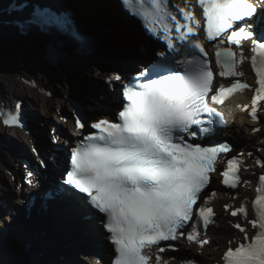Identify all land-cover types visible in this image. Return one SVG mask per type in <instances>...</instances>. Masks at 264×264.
Listing matches in <instances>:
<instances>
[{
	"label": "snow or ice",
	"instance_id": "1",
	"mask_svg": "<svg viewBox=\"0 0 264 264\" xmlns=\"http://www.w3.org/2000/svg\"><path fill=\"white\" fill-rule=\"evenodd\" d=\"M195 4L201 13L194 12L192 0H184L183 6L172 5L170 0H120L122 10L138 18L143 29L162 42V50L149 54L145 49L155 65L139 69L127 84L119 73L109 76L110 82L122 84L117 122H93L90 128L97 131L81 133L82 139L70 147L63 163L57 159L51 165L62 167L61 189L99 220L112 247L110 264H167L159 255L165 251L161 242L186 237L189 243H208L199 228L215 223L209 206L215 193L199 206L197 202L211 182L210 174L217 170L218 158L232 148L219 141L209 140L208 146L191 141L208 136L214 124L226 123L214 105L251 87L239 79L244 73L238 67L245 60H250L258 85L251 99L253 120L259 102L264 101V33L257 35L253 30L256 5L251 0H195ZM26 9H30L27 15L16 21L19 29L35 27L91 46L74 29L67 13L19 0L13 12ZM205 41H217L212 46L214 61L209 59ZM244 41L250 42L251 56L244 53ZM49 59L56 62L54 52ZM215 75L236 79L228 87L217 86ZM20 107L15 105L14 114L0 109L5 125L21 123ZM242 109L248 111L249 105ZM86 127L87 122L78 116L75 130ZM39 167L47 170L50 165L41 159ZM242 167L239 156L227 160L220 173L223 183L238 187ZM33 175L28 172L30 185ZM258 183L252 202L256 218L248 220L243 203L230 212L233 217L242 214L256 232L249 237L244 227L234 224L244 236L224 251L223 264H264V175ZM194 217L198 218L195 223Z\"/></svg>",
	"mask_w": 264,
	"mask_h": 264
},
{
	"label": "bare ground",
	"instance_id": "2",
	"mask_svg": "<svg viewBox=\"0 0 264 264\" xmlns=\"http://www.w3.org/2000/svg\"><path fill=\"white\" fill-rule=\"evenodd\" d=\"M46 2H50L49 0H45ZM55 1V0H53ZM4 0H0V5L4 4ZM51 3V2H50ZM52 4V3H51ZM54 5V4H53ZM112 7H117L116 3L113 0H110L107 4ZM108 7V6H107ZM75 11L78 13L77 7H73ZM106 9V8H105ZM110 9V8H109ZM78 24L80 23L82 25V16L77 18ZM79 24V25H80ZM104 24V22H102ZM119 30L117 31L123 32L125 30ZM9 47H2L0 46V60L1 56L4 55L6 52L10 50ZM82 53L81 51H79ZM85 53V52H84ZM85 58V57H84ZM83 61H85V59ZM95 55H91L87 62L85 67H82L79 61H76L74 64V69L76 72H78L79 75L82 77L87 76V79L83 81L82 83H77L75 85L77 93H83L86 96H94L92 95L95 91L101 92L103 89L104 79L109 80V74H105L104 72L114 71L117 68H114L115 66L121 65L120 57L115 59L116 64L112 65L111 62H108L107 64H102L101 61L95 60ZM146 62V61H145ZM49 62L45 61V64L47 65ZM71 65L73 62H70ZM110 67H108V66ZM144 65L142 64L141 68H143ZM140 68V69H141ZM111 69V70H110ZM113 69V70H112ZM57 67L52 66L51 69L48 68V71H43L40 68L34 69L33 72L35 74H38L37 83L40 85V90H35L32 87H30L21 77L18 76V74H11L8 69L4 68L0 63V92H1V102H8L11 103V101L15 100V98H18L21 102V109L24 110L25 113H27V118L29 120H34L33 122H39V118L42 119V124L40 127H36L34 131H38L39 133L36 136V138L33 137L31 139V136L28 132H26L24 129H4L2 128V123L0 120V136H8V137H15L18 139V141L21 144L27 145L31 149L32 144L34 142H42L46 143L48 145H51L52 143V135L47 134V130L45 131L46 127H48L49 133L52 131V127L50 126V123H56L61 125L60 127L67 131L68 137L61 138L60 144L62 148L67 152L69 147L73 146V143L76 141H79L82 139V135L86 136L87 130H75V120L77 119L76 116L79 114V109H77L76 106H71L68 104L66 100V96L68 95L69 91L67 88V84L55 82L57 81L58 76L56 75ZM117 73V72H115ZM112 74V73H111ZM114 74V72H113ZM124 82V80H123ZM111 84L120 85L118 81H111ZM49 84L54 85L56 87L55 89L53 86H48ZM90 84V85H89ZM126 84V82H124ZM49 88L52 89V91L49 92ZM253 87V85L251 86ZM43 93L42 94V91ZM60 92V95H56L57 92ZM254 96V93L252 92H246L244 94L237 95L232 101H230L229 105L226 107V110L230 113L232 120L236 121V125L234 127L233 135L235 136L236 140L238 141V144L242 147L244 145H249L250 148L257 149L258 147L262 148V153L264 156V135L256 136L254 135V130L259 125H256L253 123L249 116L246 113L242 112L241 107L243 105H249L251 102L252 97ZM110 99H106L108 103V107L101 109H96L91 112L90 116L92 118L87 120L88 126L91 125V123L96 122L97 119H107L113 112L114 105L113 103V97L110 95ZM69 108L70 111H72V117L69 116L67 120L64 121V118L59 116L60 111L63 109ZM109 120V119H108ZM51 121V122H50ZM263 121H264V115H263ZM50 122V123H49ZM90 127V126H89ZM88 127V128H89ZM40 134V135H39ZM43 139V140H42ZM18 142V149L21 148V144ZM263 142V143H261ZM255 147V148H254ZM52 146L49 148V152L52 151ZM20 150H18L19 152ZM44 151V150H43ZM22 153L25 152L24 146L22 145ZM2 154V155H1ZM0 154V206L8 204V207H11V209L14 210V214L18 218L17 213L22 211H25L26 199L30 195V191H36L40 188L31 189V188H25L20 187L21 186V180L19 181H12V177L14 175H18L21 177L22 174H24L22 165L18 166V160L13 157V155L10 153L8 155V151L5 148L2 153ZM65 155V154H64ZM49 182V181H47ZM42 188L46 189L47 186H49V183L42 184ZM215 183H212L211 187H214ZM209 188V189H210ZM208 189V190H209ZM52 207L49 209L51 210ZM10 212V208L8 209ZM18 210V211H17ZM50 210H47V212H50ZM31 211V210H29ZM54 211V210H52ZM55 217L60 218L57 221V218H54L49 222V225L53 222V229L54 231H59V234L62 233L63 235L61 238L55 237V235H52L48 241H50V246L47 249L46 257L48 256V259L45 258V256L40 259L44 260L45 264H58V252L57 249V242L58 243H64L66 247H63L62 249L66 250L68 249V252L71 253V246H72V240H76L75 242V249L76 246L79 245V242H81V238L83 237V233H81V230L87 228L88 236L85 238L88 240L89 244L90 242L96 237L95 232H97L96 227L92 229L90 226L85 225L81 223V221L78 219V215L76 214V210L72 209L70 211H64V210H56ZM3 212V211H1ZM19 214V213H18ZM41 219V218H40ZM7 220V221H5ZM5 220L1 221L0 226L6 229H0V258L1 255L4 257V261L6 264H38V258L36 250L31 248L30 251H25L23 249V245L29 246L31 242V245L33 243L38 242V236L39 233H36L34 235V239H32L29 235V231L36 228V223L38 222V218H30L29 221L27 220V224H20L19 222L13 223L7 218ZM50 220V218H49ZM5 221V223H4ZM228 218L223 214V216L220 219V225L219 229L214 230L213 234L217 241L222 242L226 236L229 235V232L231 228L227 225ZM59 222L61 225L60 227L56 226V223ZM69 236L68 238H65V236ZM60 236V235H59ZM41 237H43L41 235ZM94 244V242H93ZM92 244L91 248H86L84 252L80 253L78 251L75 252L72 251V255L70 260H68L64 264H74V261L76 258H78V261L80 264H106L104 261L97 260L95 258V254L98 255V250L96 247H94ZM37 250L39 254L41 253L39 246L37 245ZM209 253H214L213 249L210 248ZM64 254V253H63ZM24 255H27L26 258H24ZM84 259H81L82 257ZM68 259V258H67ZM62 264V263H60Z\"/></svg>",
	"mask_w": 264,
	"mask_h": 264
},
{
	"label": "water",
	"instance_id": "3",
	"mask_svg": "<svg viewBox=\"0 0 264 264\" xmlns=\"http://www.w3.org/2000/svg\"><path fill=\"white\" fill-rule=\"evenodd\" d=\"M4 1L6 2V0ZM31 1H36L41 5L52 6L57 9L77 7L79 12L78 17L80 18L82 16V25L79 23L82 30L94 37L95 47L92 55H95V60L101 61L102 64L111 62V64L114 65L116 64L115 59L120 57L121 65L115 66L114 68L117 69L114 71L104 73L111 76L113 75V72H117L121 74L126 84L133 80L142 64L144 67L155 65L156 60L152 59L150 55H145V49L149 54L153 51L158 52L162 50L160 47L161 44L143 29L139 19L129 16L124 10H122L120 0H113L117 7L107 5L110 0H49L52 4L45 0ZM102 22H104V24H102ZM119 27L121 28L120 30H125V33L120 31H117L118 33H116V29L119 30ZM10 30L11 31L5 27L4 16L0 15V46L11 48L10 50L5 51L6 53L1 56V65L8 69L11 74H18L22 79L27 81L37 80L36 77L38 74L33 72L34 69L40 68L46 72L48 71V68H52V66H49L50 63L47 65L45 64V61H48V58H46L47 55L42 56V53H38L39 49L41 51L43 50L38 39L34 36L23 38L21 44L11 43L12 39L19 40L20 38L18 35L16 37V30L14 27ZM64 54L66 58L72 56L69 49L64 51ZM70 62V60H65L60 65L56 66V75L58 78L55 84L60 82L71 87L70 98L72 103H74V106L79 109L78 116L82 117L83 120L87 122L88 119L92 118L90 116L92 111L105 108L106 106L108 107L106 99H110L109 96L111 95L114 99L113 103H115V105L109 118L117 121V114L122 110L120 107L122 99L120 95L122 92V84L114 87L104 83L102 93L100 91H95L92 94L94 98L89 95L86 96L83 93L79 94L76 91L75 85H77V83H82L85 80H83L81 75L75 71L74 63L71 65ZM51 86H53L54 89L56 88L54 85ZM48 89L49 92L52 91L51 88L48 87ZM56 95H60V92L58 91ZM66 100L69 99L66 98ZM64 116L66 118H69V116L72 117V113L66 109L64 110ZM88 127H86V130L89 134L93 129ZM59 134L62 138L68 137L67 131L62 128H60ZM69 149L67 150V155ZM83 215L88 217L84 220L86 221L85 224L92 229L95 227L96 230L98 229L97 232L94 233L96 234V237L90 242L88 248H91L94 242L93 246L98 249L96 250L98 251V255L95 254V258L104 261L106 264H110L113 258V252L107 239V234L103 231L101 225L98 223L99 220L96 219L95 216L86 211L83 212ZM45 258L48 259V257ZM60 259L61 253H59L58 256V264L60 263ZM41 261L45 263L44 260Z\"/></svg>",
	"mask_w": 264,
	"mask_h": 264
},
{
	"label": "rangeland",
	"instance_id": "4",
	"mask_svg": "<svg viewBox=\"0 0 264 264\" xmlns=\"http://www.w3.org/2000/svg\"><path fill=\"white\" fill-rule=\"evenodd\" d=\"M81 77H82V76H81ZM84 78L87 79V76L82 77L83 80H85ZM104 82H106L107 84H109L110 81H109L108 79H104ZM67 88H68V91H69V93H68V96H69V95L71 94V87L68 85ZM68 104L71 105L70 102H68ZM66 109H67L68 111H70L69 108L66 107ZM66 109H63L62 111H60V115H62V117H64L63 112H64V110H66ZM107 119H111V118L108 117ZM39 124H40V123H39ZM39 124H38V125H39ZM45 131H46V130H45ZM46 132H47L48 135H49V134L51 135V133H49V130H47ZM36 133L38 134L39 132L37 131ZM0 170H1V169H0ZM58 254H59V252H58ZM100 261H101V260H100Z\"/></svg>",
	"mask_w": 264,
	"mask_h": 264
},
{
	"label": "clouds",
	"instance_id": "5",
	"mask_svg": "<svg viewBox=\"0 0 264 264\" xmlns=\"http://www.w3.org/2000/svg\"><path fill=\"white\" fill-rule=\"evenodd\" d=\"M109 85H111V83L109 82Z\"/></svg>",
	"mask_w": 264,
	"mask_h": 264
}]
</instances>
